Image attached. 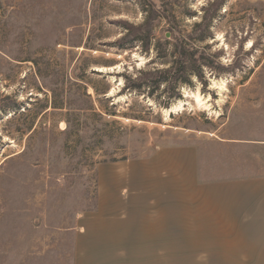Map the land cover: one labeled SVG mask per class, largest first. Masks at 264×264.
<instances>
[{"label":"rangeland","instance_id":"obj_1","mask_svg":"<svg viewBox=\"0 0 264 264\" xmlns=\"http://www.w3.org/2000/svg\"><path fill=\"white\" fill-rule=\"evenodd\" d=\"M194 2L0 0V264H72L100 190L126 188L127 174L264 173V0H209L204 42L189 38L202 29L187 30ZM138 12L161 16L153 42L171 27L213 55L180 97L124 87L172 58V43L166 59L116 45Z\"/></svg>","mask_w":264,"mask_h":264},{"label":"crops","instance_id":"obj_2","mask_svg":"<svg viewBox=\"0 0 264 264\" xmlns=\"http://www.w3.org/2000/svg\"><path fill=\"white\" fill-rule=\"evenodd\" d=\"M125 177L100 190L72 264H264V173Z\"/></svg>","mask_w":264,"mask_h":264},{"label":"trees","instance_id":"obj_3","mask_svg":"<svg viewBox=\"0 0 264 264\" xmlns=\"http://www.w3.org/2000/svg\"><path fill=\"white\" fill-rule=\"evenodd\" d=\"M216 10L217 8L215 7L213 11L215 12ZM160 17L161 16H145L144 20L136 25L123 22L127 33L116 41V45L120 49H129L133 47L134 44L139 43L145 51H148L152 46L153 49L156 50V55L159 59H166L168 55V45L172 43L170 51L172 58L170 61H167L168 63H165L170 66L139 69L138 75L134 78L130 76L125 77L126 80L124 85L129 91L132 90L138 94L146 93L152 95L153 92L160 89V85L163 83L165 87H163L161 91L167 93L168 98H170L174 91L178 93L181 85L190 84V78L193 75H195L197 79L202 80L203 68L212 67L211 57H213V55L207 54L204 51L205 47L199 52V46L195 47L190 43L184 42L176 35L177 33H175V30L171 27L168 29V34L170 35L169 39H165L163 42L160 40L153 42L154 29ZM214 17V13L210 16H203L201 22L194 24V27L202 29L199 30V33L195 37L190 35L189 38H193L195 42H204L210 37L209 27ZM92 88L97 94L99 93L95 86H92ZM107 90L108 86L101 91V93H106ZM177 96L180 97V94L178 93ZM104 99L108 100V97ZM159 103L164 104V102ZM164 106H167V103H165Z\"/></svg>","mask_w":264,"mask_h":264},{"label":"clouds","instance_id":"obj_4","mask_svg":"<svg viewBox=\"0 0 264 264\" xmlns=\"http://www.w3.org/2000/svg\"><path fill=\"white\" fill-rule=\"evenodd\" d=\"M209 0H195L194 3L190 4L189 7L195 11L197 13V15L195 16H192V17H185V22L187 23V25H189L188 27V31L190 32L191 31V25L195 22V23H198L200 22V19L201 17L204 15V13L201 11V9L205 6H207ZM222 10H226V9H222ZM143 18H144V14L141 13V12H138L136 17H135V22L136 23H141L143 21ZM119 35H122L119 34ZM222 33H217L216 34V39L218 40H221V43H223V40H222ZM117 37H112V39H116ZM139 47V46H137ZM152 55H155V53H153ZM152 55L148 56V59H152ZM133 58L136 59L138 61V63L136 64V67L137 68H141L143 67L145 64H146V60L144 57L142 56H138L135 52H133ZM221 59V62L223 64H228L230 62L229 59H224L223 57L220 58ZM167 66H170V65H157V67H167ZM117 68V71H120L122 70L120 68L119 65L116 66ZM192 81H196L197 80V77L195 75H193L191 78H190ZM224 85H225V82L223 80H221L218 84H216L215 82L213 83L212 87H218L220 89H224ZM161 88L165 87V85L162 83L160 85ZM188 93H185V95H187ZM223 97H221L219 100L216 101L217 104H220L223 102ZM197 100L199 102V97L197 96ZM201 106H205V105H201ZM207 107H210V105H207ZM219 113H217L218 115ZM64 125L62 124L61 125V128H63Z\"/></svg>","mask_w":264,"mask_h":264},{"label":"water","instance_id":"obj_5","mask_svg":"<svg viewBox=\"0 0 264 264\" xmlns=\"http://www.w3.org/2000/svg\"><path fill=\"white\" fill-rule=\"evenodd\" d=\"M166 36H169V34L167 33V35Z\"/></svg>","mask_w":264,"mask_h":264},{"label":"bare ground","instance_id":"obj_6","mask_svg":"<svg viewBox=\"0 0 264 264\" xmlns=\"http://www.w3.org/2000/svg\"><path fill=\"white\" fill-rule=\"evenodd\" d=\"M197 97V96H196Z\"/></svg>","mask_w":264,"mask_h":264}]
</instances>
